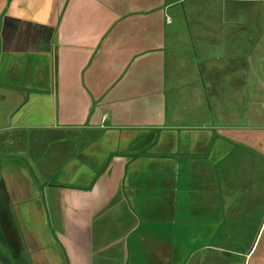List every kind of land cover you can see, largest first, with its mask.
I'll return each instance as SVG.
<instances>
[{"label": "crops", "instance_id": "obj_1", "mask_svg": "<svg viewBox=\"0 0 264 264\" xmlns=\"http://www.w3.org/2000/svg\"><path fill=\"white\" fill-rule=\"evenodd\" d=\"M259 36L264 0H0V259L251 264Z\"/></svg>", "mask_w": 264, "mask_h": 264}, {"label": "rangeland", "instance_id": "obj_2", "mask_svg": "<svg viewBox=\"0 0 264 264\" xmlns=\"http://www.w3.org/2000/svg\"><path fill=\"white\" fill-rule=\"evenodd\" d=\"M238 15H240V14H238ZM253 39H257V42H256L257 44H256V47H255L254 51H249L248 53L245 54V56L247 58L246 60L247 61L250 60L253 64H255V66L257 68V71L259 72L257 76H260L261 78H263V71H264V37H260V36L259 37H253ZM213 46H220V45L219 44L217 45L216 43L210 42L208 44V47H207V45L204 46L205 51H206L204 55L208 56L210 59L216 53V47L213 49L212 48ZM200 51L204 52V49H200ZM200 51L199 50L197 51V57H199V59L203 58L202 57L203 54H201ZM222 54L224 55L225 53L224 52L223 53L218 52V55H222ZM197 57H195V58L197 59ZM192 59H194V58H192ZM263 86H264L263 85V80L262 79L257 80V82L255 83V91H256V89H257L258 92L261 91L264 88ZM8 109H10L9 102L8 101H4V95H0V127L5 122V119H3L2 113L4 111L8 110ZM226 109H228V107H226ZM7 135H8V133H6V131L5 132H3V131L0 132V163H1V161H3L5 159V157L6 158L9 157L8 154L17 153V149H13V151H12V150H9L7 148V146H2L4 144V141H3L4 138L3 137H5ZM34 150H35L34 148L29 149V153L33 152ZM252 212H253L254 215H253L252 218H250L251 227H249L248 230L242 229L243 224H241L240 226H236L238 228L237 230L240 231V233H242V232L246 233V235L244 236V239H247L248 241H253V239L255 238V235L259 231V228H260L259 226H260V223L263 220V216H264V211H261V212L252 211ZM251 243H246L244 245H241V243L238 244L236 242L235 243H225V244H220V243H216L215 242V244H213V246H222L226 251H232V250L244 251L243 249H245L247 246H248V249H250ZM238 247H239V249H237ZM253 251H254V255L252 257L251 264H263V259H264V232L262 234V237H260L258 239V243L255 245V248H254ZM224 256L226 258L229 257L230 259L233 258V260H235V257H233V255L230 254V253L229 254L225 253ZM224 261H225V259H221L220 260L221 263H224ZM0 264H11V263L8 262V260H1L0 259Z\"/></svg>", "mask_w": 264, "mask_h": 264}]
</instances>
